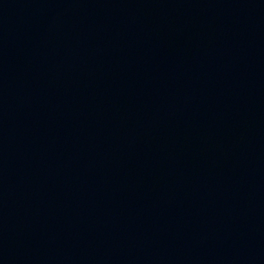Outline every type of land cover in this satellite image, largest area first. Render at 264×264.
Returning a JSON list of instances; mask_svg holds the SVG:
<instances>
[{
    "label": "water",
    "instance_id": "obj_1",
    "mask_svg": "<svg viewBox=\"0 0 264 264\" xmlns=\"http://www.w3.org/2000/svg\"><path fill=\"white\" fill-rule=\"evenodd\" d=\"M0 264H117L75 134L11 0H0Z\"/></svg>",
    "mask_w": 264,
    "mask_h": 264
}]
</instances>
